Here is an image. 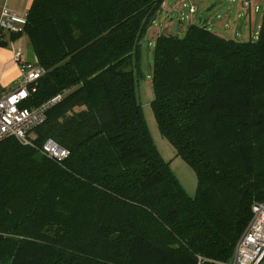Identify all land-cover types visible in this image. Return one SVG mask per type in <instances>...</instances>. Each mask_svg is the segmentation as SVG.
Here are the masks:
<instances>
[{"label":"trees","instance_id":"obj_1","mask_svg":"<svg viewBox=\"0 0 264 264\" xmlns=\"http://www.w3.org/2000/svg\"><path fill=\"white\" fill-rule=\"evenodd\" d=\"M164 1L31 0L23 31L9 34L25 35L44 69L19 106L61 98L30 145L0 141V264L230 259L252 203L264 199V3L254 39L200 22L155 36L150 105L195 171L189 196L135 95L140 40ZM47 138L67 149L63 160L40 151Z\"/></svg>","mask_w":264,"mask_h":264},{"label":"rangeland","instance_id":"obj_2","mask_svg":"<svg viewBox=\"0 0 264 264\" xmlns=\"http://www.w3.org/2000/svg\"><path fill=\"white\" fill-rule=\"evenodd\" d=\"M17 7L20 0H14ZM264 0H259L258 5L262 6ZM172 4L176 9L172 12L167 9ZM167 5V7H164ZM162 10L155 16L152 25L140 40V69L142 77L135 83V95L142 108L147 128L155 145L158 154L169 165L180 186L189 196H194L197 189V179L193 168L177 153L176 148L159 131L155 121L150 102L153 98L151 86V65L152 49L154 39L159 31L178 34L182 36L189 22L199 23L200 20H207L211 30L225 38L247 40L249 32H256L260 23L261 12H255L251 7V21L244 17L245 7L241 6L240 0H165ZM195 7V12H190V6ZM210 8V9H208ZM208 9V10H207ZM22 16H25L26 9L23 8ZM166 11H168L166 13ZM254 11V12H253ZM178 14L177 18L174 16ZM172 17V19H170ZM253 34V33H252ZM19 39L20 48L25 56L34 60L31 45L25 35Z\"/></svg>","mask_w":264,"mask_h":264},{"label":"built area","instance_id":"obj_3","mask_svg":"<svg viewBox=\"0 0 264 264\" xmlns=\"http://www.w3.org/2000/svg\"><path fill=\"white\" fill-rule=\"evenodd\" d=\"M240 3L245 8L252 6L254 11L259 10L255 0H240ZM189 9L192 13L195 11L192 5ZM25 16H20L3 5L0 11V33H21L26 23ZM13 56L18 63L21 78L10 90L0 88V141L13 137L21 144L30 145L33 128L45 119L46 109L59 101L61 95L57 94L38 106L20 107V103L29 95V86L41 77L44 69L33 60L22 59L20 47L14 48ZM40 151L56 160H63L68 155L67 149L52 138L43 142ZM217 264H264V199L252 203L250 219L237 237L228 262Z\"/></svg>","mask_w":264,"mask_h":264},{"label":"crops","instance_id":"obj_4","mask_svg":"<svg viewBox=\"0 0 264 264\" xmlns=\"http://www.w3.org/2000/svg\"><path fill=\"white\" fill-rule=\"evenodd\" d=\"M13 1L14 0H0V11L3 5H7L13 12L22 16L21 14L24 11L23 8H25L26 9L25 11H27V8L29 7L31 2V0H20V4L17 7V5L14 4ZM258 1L259 0H255V3H258ZM164 7H167V5H164ZM175 7L176 5L172 4V6L170 8L167 7V9L170 10L169 12H172L176 9ZM251 7L252 6L245 8L246 12L244 13V17L248 19L249 22L251 21V12H250ZM167 12L168 11H166V13ZM207 26H208V21H207ZM252 33L249 32L248 39L249 38L254 39L256 37L257 31L255 33L254 32ZM0 41H5L4 45L0 44V88L3 90H10L19 83L21 78L18 63H16L13 56L14 48L20 47L19 39L17 38L15 40H10L9 34L0 33ZM22 59L30 60L27 58V55L25 56V53L23 52H22Z\"/></svg>","mask_w":264,"mask_h":264},{"label":"water","instance_id":"obj_5","mask_svg":"<svg viewBox=\"0 0 264 264\" xmlns=\"http://www.w3.org/2000/svg\"><path fill=\"white\" fill-rule=\"evenodd\" d=\"M208 9H210V8H208ZM208 9H207V10H208ZM177 17H178V14H176V15L174 16V18H177ZM170 19H172V17H171ZM199 22L202 23V27H203V28H206V27H207V20H200ZM175 36H178V34H175Z\"/></svg>","mask_w":264,"mask_h":264}]
</instances>
